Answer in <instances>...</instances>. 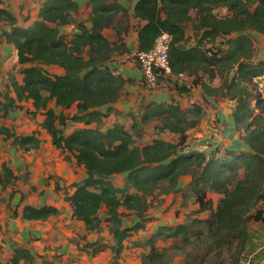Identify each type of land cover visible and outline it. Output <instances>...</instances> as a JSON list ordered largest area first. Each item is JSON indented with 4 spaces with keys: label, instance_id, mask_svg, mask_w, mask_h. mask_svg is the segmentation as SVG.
I'll use <instances>...</instances> for the list:
<instances>
[{
    "label": "trees",
    "instance_id": "obj_1",
    "mask_svg": "<svg viewBox=\"0 0 264 264\" xmlns=\"http://www.w3.org/2000/svg\"><path fill=\"white\" fill-rule=\"evenodd\" d=\"M132 1L134 18L144 23L138 29L139 52L151 51L163 33L172 36L169 48L172 73L186 74L191 80L188 86L174 82L177 94L184 95L192 86H201L200 72L209 73L211 80L218 72H233L221 88L212 90L204 84L202 88L210 96L220 92L224 99L236 102L234 124L238 131L246 133L244 141L249 155L231 150L221 153L222 145L210 152L192 148L194 144L189 142L187 132L197 122L188 124L186 116L189 113L200 116L201 108L183 111L173 104L149 102L141 106L139 114H127L133 119L131 130L118 122L102 131L105 118L111 114L122 116L115 104L126 86L133 84L131 78L116 74L110 64L121 46L111 43L104 30L113 28L121 34L119 29L125 28L129 16L117 3L107 4L108 0L86 3L91 14L89 20L82 22L74 20L79 11L75 1L47 0L40 8L38 20L27 28L17 26L9 12L0 10V16L11 26L10 32L3 36L17 51L20 68L17 74L22 77L19 80L16 74H10L6 90L0 93V117L6 118L12 111L24 108L22 103L32 101L35 110L29 113L44 115L42 128L50 135L53 145L85 169L86 177L70 185L64 198L72 207L74 219L83 222L88 233H100L107 224L113 240L111 245L99 241L88 243L85 248L91 249V255L110 249L118 258L125 242L146 229L149 199L179 192L184 176L192 177L189 189L199 207L198 213L212 212L217 206L211 216L210 230L225 240L242 239L249 221L264 223V210L259 208L251 214L252 208L260 203L264 205V127L260 123L264 87L261 89L258 82L264 85V58L256 59L251 37V33L264 35V7L258 0ZM218 9H226L227 14L218 16L215 13ZM121 11L126 22L117 19ZM74 23L77 31L72 37L62 33L64 26ZM188 24L195 31V45L189 44ZM208 45L212 46L207 48ZM53 65L64 73L50 74L46 68ZM52 103L62 110L75 107L77 113L73 116L57 113L51 108ZM256 111L260 114H255ZM69 122L82 123L85 127L66 135ZM155 122L159 123L158 131L177 134V142L141 141L143 127ZM0 134L26 151L38 150L42 143L38 133L17 136L7 128H0ZM199 144L206 143H196ZM117 176L124 177L122 186L114 183ZM16 179L4 164L0 185L6 188ZM211 193L223 198L214 205ZM103 208L105 214L101 216ZM123 210L130 211L138 222L126 226L127 214ZM58 212L54 206H26L22 217L28 221H47ZM206 222L194 218L189 224L161 226L149 237L135 242V246L149 248L151 252L146 258L151 259L157 256L159 239H185L191 227ZM21 261H33L29 250L15 249L7 264Z\"/></svg>",
    "mask_w": 264,
    "mask_h": 264
},
{
    "label": "crops",
    "instance_id": "obj_2",
    "mask_svg": "<svg viewBox=\"0 0 264 264\" xmlns=\"http://www.w3.org/2000/svg\"><path fill=\"white\" fill-rule=\"evenodd\" d=\"M46 1L0 0V10L9 12L16 19L17 26L27 28L38 20L40 8ZM73 1L79 4L77 14L86 8L89 19L91 8H87L86 3L91 0ZM116 1H108L107 4L117 3L122 9L127 10L125 7L127 0ZM133 10L134 1L132 11H128L129 20L127 22L124 21L126 22L125 28L119 29L121 34H118L117 30L113 28L104 30L105 37L111 43H117L118 46H121L119 51L116 52L113 61L110 63L111 67L115 68L116 74H121L124 78H131L133 80L132 85L126 86L124 93L127 91L130 93L137 88L149 86L145 82L143 72L135 58V54L139 52L138 29L144 23L134 18ZM77 14L74 15V20L76 22H82V19L76 17ZM120 15H123L122 11L117 16V19L122 21L119 18ZM10 29L11 26L6 21V18L0 16L1 62L4 61L3 53L7 52H12L17 59L15 47L8 43L3 36L5 32H10ZM61 31L69 37H72L77 31L76 24L64 26ZM9 65L0 64V74L6 72V78H8V71L10 70ZM17 66L19 68L18 64ZM46 69L54 75H62L64 73L62 68L54 65ZM19 76L17 75L18 79L21 80L22 77L20 76L19 78ZM7 82L4 86L0 84V93L6 90ZM192 90H190V93ZM173 94L177 95L176 91H173ZM166 95L162 91H156L151 96L149 102L171 104L167 102ZM12 96L14 95L12 94ZM208 96L210 95L205 94L204 100H209ZM122 99L123 96L115 104V109L123 113L122 115L125 113L128 114L129 112L127 113L125 111L132 110L129 108L131 107L130 103ZM139 101L141 104L143 103L142 100ZM212 102L214 112L217 114L219 121H222V125H219L222 127L223 132V149L221 153L225 150L244 154L249 152L244 140L237 138L241 130L238 131L236 129L233 119L236 102L229 99L226 102H220V105L216 100ZM21 105L24 108L12 111L6 118L0 117V128H7L17 136H29L38 133L42 143L38 150L26 151L14 146L12 140H7L4 135L0 134V177L3 173L4 164L8 165L17 177L16 181L6 188L0 185V263L7 264L11 260L15 249L24 248L30 251L33 256V261H21L20 264H108L109 260H111V263L117 264V261L129 249L128 246L130 244L136 247L135 242L138 241V238L133 239L136 234L125 242L124 251L118 258L114 257L110 249H106L96 255L89 253L91 249L87 250L85 248L88 243L99 241L111 245L113 240L109 234L108 227L105 226L107 224L103 225L100 233H88L84 223L74 219L72 207L64 198L65 191L69 190L70 185L79 183L86 177V171L83 167H80L83 169V176L78 175L74 169V167L79 168L75 159L73 157L70 158L68 153L57 149L53 145L50 135L42 128L45 120L44 115L42 113L36 115L29 113L35 110L32 101L24 102ZM126 107L127 109L125 110ZM51 108L56 110L55 103L51 104ZM58 109L59 112L57 113L63 112L66 116H73L77 113V109L73 111L72 115L68 114L69 110ZM69 123L73 126L71 127ZM69 123L65 130L66 135H70L75 130L85 127L82 123ZM119 177L124 178L123 176H117L115 178ZM191 182V176L182 177L180 180V191L187 190ZM58 185L59 191H57ZM180 191L172 193L171 196L177 195ZM44 205L54 206L58 209V214L47 221H28L22 217V212L26 206L41 207ZM193 208L197 209L198 212L199 207L194 201ZM15 212H17L16 216H14ZM176 220L181 221L180 219ZM136 222H138V218L133 215L132 224ZM166 225L160 224L158 227ZM177 225L172 224L170 226ZM104 237H107L109 241L104 239ZM246 251L247 254L244 264H264V223L258 224L256 231L249 235Z\"/></svg>",
    "mask_w": 264,
    "mask_h": 264
},
{
    "label": "rangeland",
    "instance_id": "obj_3",
    "mask_svg": "<svg viewBox=\"0 0 264 264\" xmlns=\"http://www.w3.org/2000/svg\"><path fill=\"white\" fill-rule=\"evenodd\" d=\"M114 1L117 2L116 0ZM127 1L125 7L127 8L128 13V11L130 12L133 9V1ZM215 13L221 17L227 14V10L218 9ZM192 15L193 17H195L194 12L192 13ZM88 16L89 14L86 8L76 15L78 19H82L83 21L89 20ZM124 17V15L119 16L122 21H124ZM187 34L190 38L189 44L195 45L197 43V38L194 37L195 31L193 29L192 24L187 25ZM251 34L256 48L255 57L258 60L262 59L264 58V35H260L257 33ZM120 40L122 41V39ZM211 46L212 45H208L207 48H210ZM3 57L4 61H2L1 64H10L8 78L10 74H17L20 68H18L17 66L18 63L17 59L15 58L16 56L12 52H7L3 53ZM5 76L7 77L6 72L0 74V84L3 86L6 81L9 80ZM232 76L233 72H218L217 77L211 80L209 73H199L201 84L206 85V87L212 90H217L221 88L223 86L224 80L231 79ZM193 80H195V78L192 79V82ZM190 81V78H187V80L177 83L179 85L187 83L188 86L191 83ZM258 82H260L259 87L262 89L264 85L261 84V81ZM202 85L198 86L200 88H198L197 86H192L191 89L193 90L191 93L189 92L186 93L184 96H180L178 94H173V91H175L174 82L167 78H163L155 88H152L150 86H144L137 88L136 90H133L130 93L129 91L124 93L122 100L130 103L131 107L129 108L132 109L131 111H128L126 110V107L125 112H129L128 114H139L138 112L141 106L147 105L150 101L151 96L154 95V92L156 91H162V93H166L167 102L178 106L183 111L194 110V108H201L202 111L200 113V116L193 113H189L186 116L188 124L197 122L194 127L188 130L187 134L189 136V142H193L194 144L192 148L196 150L199 148L198 150L204 151L208 149V152H210L216 146L223 145L222 127L219 126L222 125V121H219L217 114L214 112L212 101L216 100L219 104L220 102H226L227 99H224L222 97V94L218 92L217 96H208L209 100H204V95L206 94V92H204ZM139 100H142L143 103L141 104ZM58 110L59 109L56 107L57 112H59ZM74 110H76L75 107L72 110H69L68 114L72 115ZM255 114L259 115L260 111H256ZM262 116L263 117L260 123L261 126L264 127V113H262ZM118 122L124 124L127 130L132 129L133 119L128 117L126 113L122 116H116L114 114H111L108 118H105L103 120V125L101 129L102 131H106ZM70 126L72 127L73 125L70 124ZM157 126H159V123L157 122L144 126L142 131L144 138L141 141L147 144L152 143L155 139L177 142L179 137L177 134L170 133L168 131H158L156 129ZM245 136V131L241 130L237 138H242V140H244ZM197 142H205L206 144L201 145L203 144L201 143L199 145H196ZM246 155H249V153L247 152ZM74 169L78 175L83 176L82 168L74 167ZM241 173L243 174V171H241ZM113 181L117 186H122L125 182L124 178L122 177L115 178ZM171 195L172 194L162 196L158 195V197L154 198L153 200L152 198L149 199L151 200V203L149 210L145 215L147 220L146 230L138 232L136 236L133 235V239L138 238V240H143L149 237L150 234H153L159 228L158 226L160 224H167L166 226H170L172 224H189V222L194 218H198L200 220H207L206 224L191 227L190 234L185 239L183 237H180L179 239H159L156 244L158 248L157 256L151 259L146 258L151 252L149 248L133 247L130 244L128 246L129 249L124 253V256H122L120 260L117 261V264H244L245 257L247 254L246 250L248 241L245 236L248 238L249 235L252 234V232L256 231V227L258 226V224H260V222H255L253 221V219L249 221L245 227V235L242 239L234 240L228 238L225 240L219 237L218 235L214 234L210 230V227L213 226V218L211 216L212 213L216 211L217 206L213 208L212 212L202 214L198 213L197 209L193 208L194 198L192 197L191 190L189 189V187L187 190H184L182 192L180 191V193H178L177 195ZM210 198L214 201V205H216L218 201L223 198V195L211 193ZM259 208L264 210V205L260 203L257 208H252L251 214H254ZM123 212L126 213L128 217L125 221L126 226L132 225L133 214L130 211L125 210H123ZM104 214L105 210H102L101 216H103ZM176 219H180L181 221H177ZM104 239L109 241L107 237H104ZM108 264L113 263H111V260H109Z\"/></svg>",
    "mask_w": 264,
    "mask_h": 264
},
{
    "label": "built area",
    "instance_id": "obj_4",
    "mask_svg": "<svg viewBox=\"0 0 264 264\" xmlns=\"http://www.w3.org/2000/svg\"><path fill=\"white\" fill-rule=\"evenodd\" d=\"M172 36L163 33L156 41L155 47L149 52H137L136 61L143 72L145 82L152 88L157 87L163 78L172 82L187 80L186 74L174 75L169 60V48Z\"/></svg>",
    "mask_w": 264,
    "mask_h": 264
},
{
    "label": "water",
    "instance_id": "obj_5",
    "mask_svg": "<svg viewBox=\"0 0 264 264\" xmlns=\"http://www.w3.org/2000/svg\"><path fill=\"white\" fill-rule=\"evenodd\" d=\"M259 5L264 7V0H258Z\"/></svg>",
    "mask_w": 264,
    "mask_h": 264
}]
</instances>
